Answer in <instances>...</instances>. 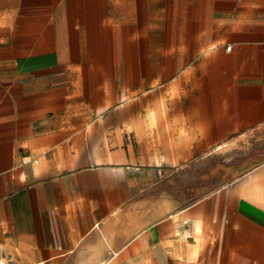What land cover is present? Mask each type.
Returning <instances> with one entry per match:
<instances>
[{
	"label": "crops",
	"instance_id": "obj_1",
	"mask_svg": "<svg viewBox=\"0 0 264 264\" xmlns=\"http://www.w3.org/2000/svg\"><path fill=\"white\" fill-rule=\"evenodd\" d=\"M0 263L264 264V0H0Z\"/></svg>",
	"mask_w": 264,
	"mask_h": 264
},
{
	"label": "rangeland",
	"instance_id": "obj_2",
	"mask_svg": "<svg viewBox=\"0 0 264 264\" xmlns=\"http://www.w3.org/2000/svg\"><path fill=\"white\" fill-rule=\"evenodd\" d=\"M261 151V150H260ZM260 153H262V152H260Z\"/></svg>",
	"mask_w": 264,
	"mask_h": 264
},
{
	"label": "built area",
	"instance_id": "obj_3",
	"mask_svg": "<svg viewBox=\"0 0 264 264\" xmlns=\"http://www.w3.org/2000/svg\"><path fill=\"white\" fill-rule=\"evenodd\" d=\"M0 264H2V263H0Z\"/></svg>",
	"mask_w": 264,
	"mask_h": 264
}]
</instances>
